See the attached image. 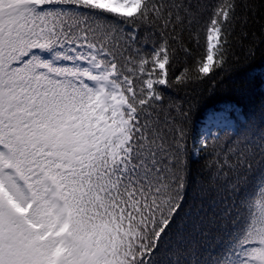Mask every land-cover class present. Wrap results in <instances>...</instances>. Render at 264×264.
Returning <instances> with one entry per match:
<instances>
[{
  "label": "snow or ice",
  "instance_id": "6c2138e0",
  "mask_svg": "<svg viewBox=\"0 0 264 264\" xmlns=\"http://www.w3.org/2000/svg\"><path fill=\"white\" fill-rule=\"evenodd\" d=\"M260 9L0 0V264H264Z\"/></svg>",
  "mask_w": 264,
  "mask_h": 264
},
{
  "label": "trees",
  "instance_id": "16d2710c",
  "mask_svg": "<svg viewBox=\"0 0 264 264\" xmlns=\"http://www.w3.org/2000/svg\"><path fill=\"white\" fill-rule=\"evenodd\" d=\"M260 15L256 16V23L253 26L254 30L256 31L257 38H260V25L264 24V9H260ZM261 47H264V45H261ZM238 55L240 56L241 63H245L244 57L242 53L238 52ZM264 64V61H261L259 58V53L257 55V59L253 64V67H261V65ZM257 87H256V95L259 96V79L255 81ZM200 90L198 89V92ZM204 94L202 96H198V99L200 100V103L205 107V109H211V108H219L224 105L226 101H238L241 105H246L247 101L245 99L240 98L235 93L229 94L231 92V83L229 82L227 90L224 88H218L216 90V93L214 95L210 94V91L208 89L203 90Z\"/></svg>",
  "mask_w": 264,
  "mask_h": 264
}]
</instances>
